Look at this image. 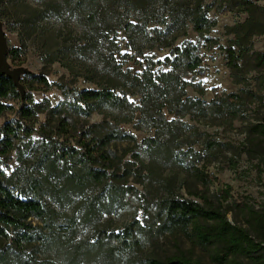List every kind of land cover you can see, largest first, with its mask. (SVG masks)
I'll return each mask as SVG.
<instances>
[{
    "label": "rangeland",
    "instance_id": "374dc122",
    "mask_svg": "<svg viewBox=\"0 0 264 264\" xmlns=\"http://www.w3.org/2000/svg\"><path fill=\"white\" fill-rule=\"evenodd\" d=\"M97 1L94 23L85 3L80 8L73 3L71 12L63 4L49 7V0L46 7L35 0H0L8 49H20L25 59L9 64L53 85L48 90L22 76L24 107L35 117L25 119L18 105L8 102L14 111L0 119V141L6 123L20 126L14 150L0 154V181L48 213L44 221L28 220L27 232L10 230L11 238L27 233L32 241L20 248L11 241L1 244L0 264H154L178 254L215 264L212 247H199L167 223L164 203L204 205V197L243 229V209L263 208L264 138L255 127L264 125V70L252 55L264 53V35L252 37L241 70L232 72L223 51L234 39L228 29L248 19L238 13L235 0H206L215 27L200 37L188 25L187 35L172 47L162 46L168 33L155 25L164 21L163 8L150 6L144 14L115 6L106 12L105 0ZM255 3L264 8V0ZM25 4L28 8L20 10ZM29 8L47 12L37 26L51 30L58 46L46 34H30L21 26ZM255 15L264 25V12ZM126 19L132 39L121 25ZM64 43L71 50L61 54ZM175 47L192 49L203 60L201 68L189 71ZM85 90L111 92L116 100L84 103L79 94ZM43 106L47 111L40 110ZM55 109L59 113L48 117ZM64 119L76 136L99 140L118 132L126 137L102 149L107 161L83 163L76 141L61 127ZM194 169L211 178L207 186L195 179ZM96 173L103 178L96 179Z\"/></svg>",
    "mask_w": 264,
    "mask_h": 264
},
{
    "label": "trees",
    "instance_id": "16d2710c",
    "mask_svg": "<svg viewBox=\"0 0 264 264\" xmlns=\"http://www.w3.org/2000/svg\"><path fill=\"white\" fill-rule=\"evenodd\" d=\"M41 6L46 7L47 0H35ZM227 1V0H224ZM260 0H235L238 13H246L248 19L243 24H236L228 30L234 35V39L230 45L224 48L226 54V64L232 72H239L241 67L239 63L245 59L249 54L252 37L264 35V25L259 24L256 20L255 12L263 11L255 2ZM49 7L59 9L64 5L65 9H71L72 4L76 3V8H80L85 3L89 12V19L96 22L97 12H93L94 7H99L97 0H49ZM109 5L106 12H110L113 7H119L127 10L138 11L140 13L148 14L150 6H159L164 9V21L155 24L162 25L164 32L168 36L164 38L162 46L172 47L174 42L179 38L187 35V27L191 25L193 30L200 36L208 34L212 28L215 27L216 22L207 17L210 7L206 6V0H105ZM57 5V6H55ZM30 7V6H29ZM28 8V4L20 5V10ZM61 9V8H60ZM166 9V11H165ZM29 12V19H21L20 24L26 31L32 34L40 31L41 34H46L48 41L58 46L54 33L49 29L39 28L37 20L41 15L47 12L43 9H31ZM48 11V10H47ZM22 12V11H20ZM229 12H234L232 9ZM2 2H0V16H3ZM126 19L121 23L125 25L126 35L130 39L134 34L130 32L132 24ZM258 30H256V29ZM175 31H180L181 34L172 36ZM142 37L148 38L146 33L140 34ZM83 39L86 40L85 37ZM209 43H214V40L207 39ZM220 48V46H218ZM70 46L65 43L59 49L63 54L70 51ZM176 53L185 58V63L189 71L194 72L201 68L203 60L194 55L190 48L175 47ZM254 64L264 70V53H255L252 55ZM8 61L14 65H22L25 63L22 51L14 48L8 51ZM28 84H38L45 89H51L53 85L42 76L26 74ZM25 91V90H24ZM230 97H235L230 95ZM79 99L84 102L106 100L114 102L116 97L107 91L101 90H85L79 94ZM27 101L25 94L14 86L12 80L7 77L0 78V119L5 114L13 112L14 108L8 105V102L17 104L19 112L25 119H32L36 112L25 108ZM48 107L43 106L40 109L42 112L47 111ZM57 110L48 112V117H53ZM59 113V112H57ZM66 135L77 143L79 151L77 153L78 159L87 164H97L101 161H107L108 157L102 152V149L111 141L117 139H125V135L118 132H112L104 137L96 140L88 134L75 135V131L71 126V122L67 119L62 120ZM255 131L259 136L264 138V125H257ZM20 137V126L17 122L6 123L3 127V139L0 141V154L2 156H9L14 150L15 144ZM1 175V172H0ZM193 175L195 179L203 186H207L211 178L203 171L194 169ZM96 179L103 178L102 173L95 174ZM228 197V193H224ZM204 205L189 200H170L164 203L166 211L167 223L179 229L184 235L191 237V239L199 247H212L211 259L215 264H264V204L261 211H252L251 208H244L243 212L246 216L247 229H243L228 221L226 213L223 211L221 205L216 207L210 203L207 198H202ZM47 211L42 204L35 200H23L20 196L15 194L3 182L0 181V246H6L10 241L15 247H22L28 242L32 241V236L27 233L18 234L11 238L9 236L10 230L14 232H23L30 227L27 222L30 219L44 221L47 218ZM154 264H199L187 258L182 254L166 258L162 262H155Z\"/></svg>",
    "mask_w": 264,
    "mask_h": 264
},
{
    "label": "water",
    "instance_id": "95a60500",
    "mask_svg": "<svg viewBox=\"0 0 264 264\" xmlns=\"http://www.w3.org/2000/svg\"><path fill=\"white\" fill-rule=\"evenodd\" d=\"M8 45L7 39L4 33V26L0 21V78L7 77L14 83V86L24 94V88L20 83L22 76L26 75L28 72L22 68H12L8 61Z\"/></svg>",
    "mask_w": 264,
    "mask_h": 264
}]
</instances>
